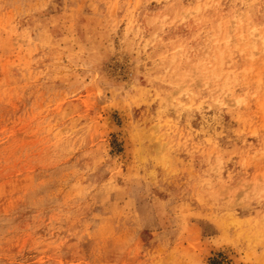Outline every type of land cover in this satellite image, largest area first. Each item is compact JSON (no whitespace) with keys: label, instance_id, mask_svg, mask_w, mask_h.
I'll use <instances>...</instances> for the list:
<instances>
[{"label":"rangeland","instance_id":"obj_1","mask_svg":"<svg viewBox=\"0 0 264 264\" xmlns=\"http://www.w3.org/2000/svg\"><path fill=\"white\" fill-rule=\"evenodd\" d=\"M263 257L264 0H0V264Z\"/></svg>","mask_w":264,"mask_h":264},{"label":"bare ground","instance_id":"obj_2","mask_svg":"<svg viewBox=\"0 0 264 264\" xmlns=\"http://www.w3.org/2000/svg\"><path fill=\"white\" fill-rule=\"evenodd\" d=\"M111 106V105H110ZM116 106H118V105H116ZM112 107H114L115 108V106H112ZM119 107V106H118ZM107 110V109H106ZM124 110V109H123ZM122 110V111H123ZM105 111V110H104ZM126 111V110H125ZM125 114V113H124ZM115 115H118V117H121L120 119H122L123 118V114H122V112H120L119 110H117L116 108L115 109H110L109 110V113H108V115L105 117V123H106V126H113V127H115V128H113V129H115V130H117L120 134H121V137L119 138L122 142H123V145L127 148V152H130V150L132 149H130V145H129V143H128V137L126 138L125 137V135L124 134H126V131H125V125H124V123H122V124H120L118 121H116V119H115ZM124 116H126V115H124ZM103 117V116H102ZM104 118V117H103ZM102 121V124L104 125V122ZM127 121V120H126ZM124 122V121H123ZM128 123V122H127ZM126 124V123H125ZM127 126H129V125H127ZM126 126V129L128 128ZM109 129V128H108ZM112 129H110V131H111ZM128 131V130H127ZM130 132V131H129ZM121 143V142H120ZM131 143V142H130ZM132 144V143H131ZM123 146V147H124ZM132 147V146H131ZM126 151V150H125ZM130 153H132V152H130ZM127 155V154H126ZM132 156V155H131ZM131 158V157H130ZM130 160V159H129ZM132 160V159H131ZM228 246V245H227ZM221 247V246H220ZM218 248V247H217ZM222 248V247H221ZM232 249V248H231ZM217 251V250H216ZM223 253H224V255H223V257H222V260L224 259V258H226V259H224V260H228V259H232V257H233V254H232V252L228 249V248H225L224 250H223ZM221 254V253H220ZM263 254V253H262ZM237 256V255H236ZM216 257V256H215ZM238 257V256H237ZM236 257V258H237ZM234 258V257H233ZM235 258V259H236ZM264 258V257H263ZM260 260H262V256H261V258H259ZM218 260V259H217ZM256 260H258V259H256ZM229 261V260H228ZM247 261V260H246ZM221 262V261H220ZM226 261H224L223 262V264H226L225 263ZM249 262V261H248ZM262 262H264V260L262 261ZM229 264H250V263H247V262H242V261H239V260H232V262L231 263H229ZM262 264V263H261Z\"/></svg>","mask_w":264,"mask_h":264}]
</instances>
